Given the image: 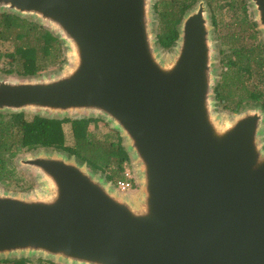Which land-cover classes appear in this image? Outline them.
Listing matches in <instances>:
<instances>
[{
    "label": "water",
    "instance_id": "95a60500",
    "mask_svg": "<svg viewBox=\"0 0 264 264\" xmlns=\"http://www.w3.org/2000/svg\"><path fill=\"white\" fill-rule=\"evenodd\" d=\"M153 1L0 0L65 48L55 72L0 78V115L106 122L136 185L121 193L62 151L18 157L40 190L0 187V262L264 264V111L222 119L205 5L182 16L166 57ZM248 2L264 38V0Z\"/></svg>",
    "mask_w": 264,
    "mask_h": 264
},
{
    "label": "trees",
    "instance_id": "16d2710c",
    "mask_svg": "<svg viewBox=\"0 0 264 264\" xmlns=\"http://www.w3.org/2000/svg\"><path fill=\"white\" fill-rule=\"evenodd\" d=\"M197 0H162L163 11L159 13L162 31L156 36V43L163 49L171 48L177 40V26L186 11ZM211 2V1H210ZM243 2V1H242ZM154 5V12L157 7ZM243 18L238 22L241 30L225 35L223 45L228 48V54L221 60L223 70L220 80L217 82L214 93L224 107L232 113L239 112L248 100L252 104L260 105L264 110V45L262 42H248L243 36L246 28H252V34L247 37L254 39L256 24L248 22L244 3L241 5ZM232 9V8H230ZM212 23L216 27L217 20L212 17ZM12 43L13 51L7 54L9 67L3 71L7 74H19L20 76H35L46 69L50 64L61 65L64 61L62 43L48 30L39 25L21 19L16 15H0V42ZM223 53V51H221ZM1 57V54H0ZM253 78L263 85L258 88L250 81ZM228 89V90H226ZM231 95V91L240 94L239 101L233 108L227 106L225 91ZM246 101V102H244ZM259 101H262L260 103ZM260 103V104H259ZM91 122L97 120H51L34 116L27 119L23 113L12 115H0V184H6L14 176L12 161L22 152H31L37 149H51L62 151L68 156H74L79 162L86 163L95 171L105 173L108 181L114 183L116 176L121 173L122 164L128 160L121 139L117 134H109L111 141L107 147H103L87 130ZM67 125L74 139L71 146L65 143L63 127ZM115 168H112V167ZM28 259H6L0 264H30Z\"/></svg>",
    "mask_w": 264,
    "mask_h": 264
},
{
    "label": "rangeland",
    "instance_id": "374dc122",
    "mask_svg": "<svg viewBox=\"0 0 264 264\" xmlns=\"http://www.w3.org/2000/svg\"><path fill=\"white\" fill-rule=\"evenodd\" d=\"M162 0H154V5L155 3H157V7L155 12L153 11V34L156 38L157 34L159 32L162 31V25H161V21L159 20V13L163 11V8L161 6V2ZM168 1V0H167ZM183 0H175V2H181ZM211 1V2H210ZM243 1V2H242ZM199 2H202L207 10L209 19L211 21L212 24V30H213V39L215 41V52H216V67H217V77H216V82H219L220 80V73L223 70L222 67V63L221 60L223 59V56L228 54V48L226 46L223 45V41H224V37L225 35H228L229 33H235L239 30H241V24L240 22H238L241 18H243V11H242V4L244 3L245 9H246V14L248 16L247 20L248 22H254V13L252 11L251 5L249 4L248 0H197L195 3L192 4V6H190L189 9L194 8ZM232 8V9H230ZM188 9V10H189ZM1 15V14H0ZM212 17H214L217 20V26L215 27L212 23ZM178 27V26H177ZM247 30H245L243 32V36L246 39V43L254 41V42H262L264 45V38L261 34V32L258 31L257 26H255L254 28V32L255 30L257 31V33L255 32V37L254 39H249L247 36L249 34H252L253 29L247 27ZM12 43H7V42H0V78L3 77H8V76H15V75H19V74H7L3 71L7 70V68L9 67V61H8V57H6L7 54L12 53L13 51V46L11 45ZM157 44V43H156ZM157 46L161 49L162 53L164 56L169 57L172 55L173 51H174V45L169 48V49H163L161 48L158 44ZM62 50H63V55L65 56L64 52H65V48L64 46H61ZM221 51H223V53H221ZM63 56V58H64ZM61 65L56 64V65H49L46 69H44L43 71L39 72L38 75H42V74H49L52 72L57 71L60 68ZM254 84H256L258 86V88L263 89V85L258 81V79L253 78L252 81H250L251 86ZM228 90V89H226ZM225 91V90H224ZM225 98L227 101V106L230 108H233L235 106V104L239 101L240 98V94L238 92L235 91H231V95H227V91H225ZM246 102V101H244ZM260 103H262V101H259ZM247 105H243L244 107H242V109L240 110H244L245 108H250V107H261L260 105H253L251 101L248 100ZM259 103V104H260ZM215 107H216V112L220 115V117L222 119H228L231 115L232 112L227 109L226 107H224V105L218 100L216 99L215 101ZM262 109V108H261ZM262 111H264L262 109ZM27 119H31L32 116L30 114H25L24 115ZM98 122H91L88 125V131L94 136V138L102 143L101 145L103 147H107L108 146V142L111 141V139L107 136H109V134H115L113 132V130L109 127V125L102 121V120H97ZM64 133H65V143L68 146H71L74 142V139L70 133V128L69 126L65 125L63 127ZM264 141V138H263ZM43 148L37 149V150H41ZM25 154H27V152H22L21 154H19L13 161H12V167H14V176L11 178V180H9L5 185L4 184H0V187H2L4 190L9 191V192H13V193H20V194H26V193H30L31 191L33 192L34 190L39 191V186L40 184L34 179V176L26 169L22 168L19 164V161H17L18 157H22ZM112 168H115L114 166ZM126 168L131 172L132 174V169H131V165H130V161L127 160L126 162ZM101 172V171H100ZM109 175V171H106L105 173L101 172V175L103 177L106 178V175ZM122 174L119 173L115 178V180L121 179ZM107 179V178H106ZM136 190V186L133 189L134 192ZM130 193V192H129ZM29 261H31L30 264H55L53 262H49V261H45L42 259H30ZM58 264V263H56Z\"/></svg>",
    "mask_w": 264,
    "mask_h": 264
},
{
    "label": "built area",
    "instance_id": "2783aa9c",
    "mask_svg": "<svg viewBox=\"0 0 264 264\" xmlns=\"http://www.w3.org/2000/svg\"><path fill=\"white\" fill-rule=\"evenodd\" d=\"M126 162L122 164L121 179H118L113 183L115 188L121 193H129L133 191L136 186L131 172L126 168Z\"/></svg>",
    "mask_w": 264,
    "mask_h": 264
}]
</instances>
